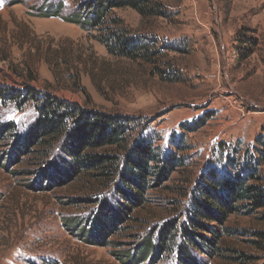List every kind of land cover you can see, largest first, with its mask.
<instances>
[{
	"label": "rangeland",
	"instance_id": "374dc122",
	"mask_svg": "<svg viewBox=\"0 0 264 264\" xmlns=\"http://www.w3.org/2000/svg\"><path fill=\"white\" fill-rule=\"evenodd\" d=\"M86 1L0 0V88H33L125 117L124 146L146 141L160 157L182 161L167 170L154 162L134 205L120 175L127 149L97 150L121 159L108 178L66 179L55 164L67 157L60 144L16 146L39 119L40 99L0 94V264H126L136 253L133 264H189L182 246L195 264H264V205L249 212L243 202L222 220L199 217L202 227L189 219L211 170L237 174L253 165L264 186V163L255 160L264 139V0H157L160 13L148 17L116 8L132 37L156 42L155 65L110 55L100 41L106 30L64 19ZM55 11L60 16L49 15ZM241 32L258 38L244 60ZM200 118L193 131L185 125ZM118 201L127 215L100 222L102 207ZM207 226L219 234L209 245Z\"/></svg>",
	"mask_w": 264,
	"mask_h": 264
},
{
	"label": "trees",
	"instance_id": "16d2710c",
	"mask_svg": "<svg viewBox=\"0 0 264 264\" xmlns=\"http://www.w3.org/2000/svg\"><path fill=\"white\" fill-rule=\"evenodd\" d=\"M122 7L134 8L143 17H148L160 13L161 5L157 0H88L81 3L74 14L64 19L82 26H90L93 29L102 28L106 30L100 41L110 55L149 65L157 64L161 54L160 50L155 47L156 42L153 39L143 41L129 34L123 20L114 13L116 8ZM49 15L60 16L57 11ZM237 39L249 45L237 46L240 54L239 59L244 60L255 51L258 38L255 35L241 32ZM154 69H156L155 73L161 75L164 72L159 67ZM0 94L16 97L27 95L30 98L40 99L39 119L16 146L18 150H22L29 149L32 143H38L44 148L53 150L57 144H60V149L67 157H62L55 164L58 165V169L66 171L67 175H63L66 179H73L82 172H89L97 180L103 179V177L108 178L115 174V167L119 158L97 152V150L115 146L120 147V149L123 147L124 150L127 149L123 157L120 175L124 187L129 190L128 192L123 190V195L127 196L134 205L142 200L140 191L146 188L145 183L154 162H164L165 170H167L168 167L170 169L182 161L172 155L168 158L160 157V154L155 152L146 141L135 142L129 149L128 145L124 146L127 142L125 134L130 129L129 120L125 117L89 111L52 93L39 92L33 88H28L22 92H6L0 88ZM198 122H200L199 125L192 128H190L192 125H185L193 131L204 125L205 118H200ZM260 143L263 149L257 151L255 160L264 163V139L260 140ZM119 160L121 161V159ZM232 174H219L215 170H211L207 173V181L199 183L197 193L193 196L189 207V213H191L189 219L192 226L202 227L203 224L199 217L209 220L214 218L222 220L227 213L237 211V205L243 202H246L245 207L248 208L249 212L264 205V186L257 184L260 178L257 176L255 166L250 165L243 168L241 172ZM133 190L138 192L135 193ZM129 209V206L119 201L117 206L110 210L108 205H105L102 207L98 219L101 220L100 222L106 223L111 221V218L116 221L118 213L120 216H125L130 211ZM207 227L213 233V237L208 239L203 236L202 238L209 245L215 242L219 234L212 227ZM84 231L86 233V229ZM164 234L163 241L170 238L171 227H167ZM184 234L185 239L189 242L195 241L193 232L186 226H184ZM92 235L91 230L90 237ZM181 249L182 259L189 264H195V259L191 257L187 248L182 246ZM147 251H141L140 256L143 257L145 253H148ZM137 254H134L131 260L125 261V263L133 264ZM125 257L129 258L130 256Z\"/></svg>",
	"mask_w": 264,
	"mask_h": 264
}]
</instances>
